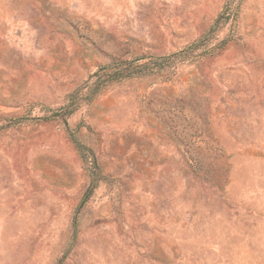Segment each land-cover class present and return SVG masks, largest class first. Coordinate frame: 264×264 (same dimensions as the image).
<instances>
[{"label": "rangeland", "instance_id": "rangeland-1", "mask_svg": "<svg viewBox=\"0 0 264 264\" xmlns=\"http://www.w3.org/2000/svg\"><path fill=\"white\" fill-rule=\"evenodd\" d=\"M0 264H264V0H0Z\"/></svg>", "mask_w": 264, "mask_h": 264}, {"label": "trees", "instance_id": "trees-1", "mask_svg": "<svg viewBox=\"0 0 264 264\" xmlns=\"http://www.w3.org/2000/svg\"><path fill=\"white\" fill-rule=\"evenodd\" d=\"M144 67L143 66H126L114 73L113 77L115 78H128L135 77L142 74Z\"/></svg>", "mask_w": 264, "mask_h": 264}]
</instances>
